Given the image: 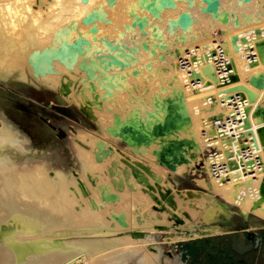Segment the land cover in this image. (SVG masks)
Segmentation results:
<instances>
[{
  "label": "bare ground",
  "instance_id": "obj_1",
  "mask_svg": "<svg viewBox=\"0 0 264 264\" xmlns=\"http://www.w3.org/2000/svg\"><path fill=\"white\" fill-rule=\"evenodd\" d=\"M57 1L54 5L58 4ZM204 1L210 16L208 24L222 27L221 32L215 33L217 39H210L209 30L194 39L191 33L194 23L184 14V19L179 20L176 25L178 33L175 35V43L171 42L172 44L167 43L163 31L164 26L173 28V24H176L173 21L177 18L165 13L163 16L162 3H157L155 7L148 0H85L84 7L79 5L80 14L88 22L85 28L79 26L86 29L84 41L78 39L81 30H76L77 34L80 33L75 34L76 39L84 42L86 52L79 48L85 53L81 56L83 63H80L76 74V71L72 73L75 75L73 79L78 78L79 83L82 80L83 82L78 88L73 83V91L69 89L66 94L69 92L74 95L78 105L91 118L98 120L109 134L108 137L115 142L123 140L127 143L128 149L125 151L129 156H134L135 161L134 158L131 161L129 157L121 159L122 155L117 153L111 156L105 146L106 141L96 140L95 135L92 137L95 141L93 143L89 138L91 134L86 133V139L92 141L88 142L91 143L89 146L94 144L91 147L95 148V143L99 141V147L95 149L96 153L93 148V152L79 151V155L80 152L85 155L89 170L75 183L63 178L57 181L39 173L27 172L26 175L17 166L8 164L4 158L0 159V264H182L180 255L169 253V256L164 257L160 243L152 247L148 244H153L151 241L156 240L155 235L162 233H167L168 243L201 234L208 236L222 233L223 229L218 221L220 217L227 218L230 213L212 194H218L236 204L245 214L252 213L264 218V167L257 170L252 179L240 177L231 183H221L210 175V180L198 179V185L204 190L178 189L173 187L174 180H168L164 187L161 186L165 176L163 169H167L169 174L179 175L188 169L195 170L198 162L204 159L209 173L215 156L207 152H210L211 147L221 150L225 146V142L221 143L219 139L222 135L212 126V121L225 116L227 110L222 108L221 101L227 100L234 93L244 96L245 110L249 115L248 134L250 140L254 141L253 145L259 149L264 164V0L260 11L256 8V13L254 8L251 10L248 3L250 0H229L224 8L220 7V0ZM26 4L24 0H0L1 33L8 26L4 21L6 18L15 27V22L20 17L22 20L23 17H29V25H39V32H43V25H50L47 20H51V17L46 19L43 16L45 19L40 20V12L33 13ZM133 7L132 14L127 18L128 22L126 19L122 20L123 15L127 17L124 11ZM228 9L238 14L235 20L227 17ZM25 10H31L32 14H26ZM119 11L120 17L118 15L114 19L113 16ZM111 14L114 19L111 20L118 22L114 25L115 22L111 21L109 26L107 21ZM57 15L61 17L58 13ZM81 18L78 19L83 20ZM28 27L24 30H30ZM38 27H35L36 30ZM68 27L72 28L69 25ZM22 30L18 29L17 32ZM23 34L22 36L25 35ZM83 35L81 34L82 37ZM65 37L63 39L68 38ZM197 40L201 43L203 41V49L192 44ZM218 43L223 44L231 62V72L236 76V79H231L225 85H220L214 74V50ZM66 45L69 46L68 41ZM78 45L80 44L74 47ZM189 45L190 51H195V57L190 55L192 53L185 54ZM66 47L63 48L69 51L65 52L61 48L60 52L70 56V48ZM69 47L72 48L71 44ZM245 47L249 49L247 56L253 52L255 59L243 57ZM2 50L0 49V54L3 53ZM60 52L57 50V53L61 54ZM65 53L62 54L63 58ZM179 53L193 61L196 75L203 81L201 88L194 89L189 85L186 87L187 75L178 67ZM8 55L6 53V58ZM22 55L18 57L22 58ZM11 56L14 57L13 54ZM69 56L66 55L65 58ZM13 59L10 58L12 61ZM12 61L6 60L10 63ZM122 95L125 98H121ZM87 132L91 133L90 130ZM1 134L3 131L0 129V136ZM12 137L15 138L13 135ZM80 137L84 140L83 135ZM148 150L153 151L159 159L157 161H160L156 167L157 172L149 169L150 165L148 167V163H145L147 160H144L146 158L141 159L140 155L147 152L150 154ZM137 158L144 160L143 163L140 164ZM89 174L98 181L95 187L91 183L93 179L88 177ZM153 205L156 211L152 209ZM127 206L137 211L129 212V208L126 213L123 209ZM164 209L169 213L164 212Z\"/></svg>",
  "mask_w": 264,
  "mask_h": 264
},
{
  "label": "rangeland",
  "instance_id": "obj_2",
  "mask_svg": "<svg viewBox=\"0 0 264 264\" xmlns=\"http://www.w3.org/2000/svg\"><path fill=\"white\" fill-rule=\"evenodd\" d=\"M58 1H57L58 4H56L58 6L57 7L56 5H54L56 3V0H27V1L24 0V2L27 3L26 5L31 7V10L33 13L34 12H40L41 13V14L38 13L40 18H41L40 20L45 19V18L50 19V17L52 18L49 21L47 20V22H49L51 26L49 24L43 25L44 27L42 26L41 31H43V32H39L40 31L39 30L40 28L38 27L39 25L38 26L36 25L34 27L33 26L31 27L29 25V20H31V18L29 19V17H26V19L23 17V20H22V17H20L19 21H17V22H19V23L21 22L20 23L21 25L19 23L15 22V27L10 24V20H7V18H6L7 21L4 20L6 23H8V26H6V29L9 28L11 30L5 29L3 31V33L0 32V36H1L0 37V49H3L2 50L3 53L0 54V59H1L0 60V127H1L0 129L3 131V134H1V136H0V159L4 158L8 164H13L14 166H17V168L22 170L24 173H26V175H27V172L36 173V174L39 173V174L48 175L51 178H55V179H57V181H60L61 180L60 178H63V180L66 179L70 183L72 181H73V183H75L76 180L80 179L79 178L80 176L83 177L86 174V172H88V170H89V168H88L89 165L86 162V159H84L85 155H83V153L87 152V150L93 152V150L91 148H93L94 150L95 149L97 150L99 147L98 142L100 140H102L103 142L106 141L104 143H105V146L108 147V149H109L108 152H110L111 156H113L114 153H117V154L122 155V156H120L121 159L123 157L124 158L129 157L131 161H133V158L135 161V157L129 156L127 151H125L128 149L127 143L123 142V140H118L115 142V140L113 138H110V136L108 137L107 135H109V134L98 123V120H94L93 118H91L88 114H86V112L83 110V108L78 105V102H76L74 95L72 93L69 94V92L67 93L68 95L66 94L67 90L71 89L74 84L78 88L79 85L82 84V82H83V80H82L79 83L77 80H80V79H78V78L73 79V78H75V75H73L72 72L76 71L75 72V74H76L77 69L81 65L80 63H83L81 56L85 53L84 52L82 53V50H79V48L83 49V50L85 49L84 42L82 43V41H84L83 39H85V36H86V32H85L86 29L84 30V28H85V26H87L88 22H87L86 18L83 17L84 15L80 14V12H81L80 6L84 7V1L85 0L84 1L83 0H81V1L67 0L69 3L66 2V0H61V1L58 0ZM62 1H63V4H62ZM82 1H83V3H82ZM133 1H135V0H133ZM142 1H145V0H142ZM148 1L149 2L152 1V4L153 5L155 4V7H157L156 6L157 3H158V5H160L162 3L164 5V7L162 6V8H161V9H163V10H161L162 11L161 13L163 16L166 14L167 16L171 15V16H175L177 18L173 21V22H176V24L174 23L175 27H174V24H173V28H170L169 25L168 26L166 25L167 27L164 26L163 36H164V38L166 37L167 43H169V44L175 43V40H176L175 35L178 33L177 32L178 29L176 28V25H177V23H179V20L182 21L184 19L183 18L184 16H182L184 14L188 15V17L190 18L189 21H192L194 23L193 28H191V31H193V32L190 31L192 33V35H193L192 37H194V39H198V37L200 35L206 34L208 30L210 32V35H209L210 39L211 40L217 39L218 36H215L214 32L217 33V32L222 31L221 30L222 27L217 28V27H214L213 24H208V20L210 19V16L207 14V11H208L207 10V4L205 3L204 0H166V1L165 0L164 1L163 0H148ZM228 3H229V0H220L219 1L221 8H224V5H228ZM248 3H250V5H251L250 6L251 10H252V8H254L253 10L255 13H256V11H255L256 8H258L257 11H260V9H261L260 6L262 4V0H250ZM148 4H150V3H148ZM62 5L64 7H61ZM244 5L246 6V4H244ZM66 8H67V10H66ZM133 9H134V7L131 9L128 8L127 11L125 10L124 12L127 15V17L125 15H123L122 20L126 19L125 21L128 22L127 18L129 17V15L132 14ZM31 10H25L24 12H26V14H28V13L32 14ZM34 10H36V11H34ZM59 10L61 12H59ZM128 10H131V11H128ZM230 10H232V9L227 10V12H228L227 17L230 18L231 20H235L237 18L238 14L236 12H233ZM68 11H69V14L70 13H72V14L69 15ZM63 12H65V13H63ZM57 13L59 14V16H61L60 18L58 17ZM120 13H121V11H119V13L115 14L114 16H113V14H111L110 18H108L109 21H107L109 26H111L110 24H111L112 20H114L115 18H118L117 17L118 15L120 17ZM122 13H123V11H122ZM137 13H139V11H137ZM20 14H22V13H20ZM180 15H181V17H180ZM80 16L83 18V20L78 19V18H81ZM112 16L114 17V19H112L113 18ZM57 18H58V20H57ZM74 18L77 22L80 21V22H78L79 25L76 24L77 22L74 20ZM69 19H71L72 21H69ZM50 21H52V22H50ZM68 22H69V24H68ZM114 22L115 21H112V23H114ZM117 22H115L114 25H116ZM126 22H124V23H126ZM81 23L85 24V25L82 26ZM124 23H122V24H124ZM17 24H18V26H17ZM74 24H75V26H74ZM68 25L71 26L72 28L68 27ZM28 26H30L32 28L33 32H35L36 35H35V33L32 32L31 28ZM65 26L68 28H66ZM79 26L84 27V28H80ZM26 27H28L31 30V32H30V30H28L30 32V34L27 31V29L24 30V28H26ZM35 27H38V29L36 30ZM74 28H76V29H74ZM78 28H80V29H78ZM18 29L19 30L23 29L24 32L22 30L21 32L19 31V33H18L17 32ZM66 29H68L69 31ZM263 29H264V25H263ZM76 30L77 31L81 30L80 32L82 35L85 33L83 35L84 37H82L81 34H79L80 32H78V34H79L78 35L76 33L77 32ZM7 31H8V33H7ZM36 31L38 32V35H37ZM57 31H59V32L57 33ZM26 32H28V33H26ZM60 32L62 35L60 34ZM65 32H67V34H65ZM164 32H166V33H164ZM70 33H72V35H70ZM75 33L78 35V39H82V41L76 39L77 35ZM22 34L24 36H22ZM62 36L63 37L66 36V37L70 38V40L68 38L63 39ZM73 37H75V38H73ZM6 38H7V40H6ZM72 38H73V42L71 41ZM167 38L170 40L168 41ZM67 41H68V45L70 46V44H71L73 49L69 46L66 47ZM78 41L79 42L81 41V42L78 43ZM6 42H7V44H6ZM197 42H200V43H197ZM15 43L17 45H18V43H20V45L17 46ZM21 43L23 45H21ZM72 43L74 45H76V44H80V45L74 47V45H72ZM81 43H82V45H81ZM202 43H203V41H202ZM202 43L200 40L199 41L197 40V41L193 42L192 44L196 45L195 47H201V49H203ZM5 46H6V48H5ZM61 46L66 47V48H70V52H71L70 56L67 53H65V52H67V50L69 51V49H65ZM81 46L84 48H82ZM190 46L191 45L186 47L185 54H186V52L188 55H189V53H192L193 55L192 54H190V55L192 57L193 56L195 57V55H194L195 51H194V53L191 52L189 49ZM11 47H13V48H11ZM61 48H62V50L64 49L65 52H60ZM57 50H59V52L61 54L57 53ZM247 51H249V49L247 47H245L244 51L242 53L243 57L247 56V53H246ZM36 52H38V53H36ZM43 52H45V53L47 52V54H45ZM78 52L80 53L79 55H78ZM4 53H5V55H6V53H7V55L9 54L8 58H6V56L3 55ZM15 53H17V54H15ZM63 53H65L64 58L62 55ZM73 53H75V54H73ZM11 54H13L16 59L20 58V59H18L19 61L17 60L18 62L16 61L14 63V61L16 59L13 56H11ZM21 54H23L22 58L18 57V55H21ZM33 54H36L38 57L33 55ZM40 54H42V56ZM55 54L60 55L61 57L59 58V56L57 57ZM185 54L179 53L178 58L185 57L184 56ZM66 55L69 57L65 58ZM75 55H76V57H74ZM39 56H41L42 59ZM48 56H50L51 58ZM46 57L49 59L47 60ZM79 57H80V59H78ZM10 58L11 59L14 58L13 61L10 60ZM39 58H40V60H38ZM70 58L75 59V60L73 61ZM2 59H4V61ZM6 60L12 61V62L11 63L6 62ZM63 60H65V61L63 62ZM69 60H71L70 61L71 63L69 62ZM16 63H18V64H16ZM35 63H36V65H34ZM9 64H11V65H9ZM42 64H43V66H42ZM40 65H41V67H40ZM48 65L50 67L52 66L51 69ZM35 66H37L38 68ZM75 66H77V68H75ZM67 67H69V68H67ZM81 70L84 71L83 69H81ZM67 71H68V73H67ZM45 72H47V74ZM42 73H43V75H42ZM71 80H75V81L72 82ZM67 83H69V85ZM65 84L67 85L66 88H65V86H66ZM69 86H70V88H69ZM186 87H189L188 84L186 85ZM64 88H65V90H64ZM75 93H76V91H75ZM161 94H162V92H160V96H161ZM214 94H216V91L214 92ZM121 98H125L124 95H122ZM215 100H216V98H215ZM212 126H213V123H212ZM248 126L249 125H247V127ZM4 130H6V131H4ZM87 130H90L91 133L87 132ZM7 132H9V133H7ZM82 132H83V134H82ZM85 133L92 135V136L88 135L91 140H92V137H94L95 135L97 136V137H94L95 139L97 138L96 140H99L98 142L96 141L97 143H95V148L91 147L94 144L89 146L91 143H88V142L93 141V143H94L95 141L94 140L91 141L89 138L86 139L87 135L85 136L84 135ZM9 135H11V137ZM12 135L15 136V138L12 137ZM80 135H83V137L85 136L84 140L86 139V140H90V141L85 142L86 140L85 141L82 140V138H81L82 136L80 137ZM6 139H7V142H6ZM219 139H220L221 143L225 142V146L223 145V147H226L228 145L227 140H225L222 137H220ZM15 140H16V142H14ZM19 141H22V142H19ZM9 142H11V143H9ZM13 142L15 143V145ZM17 144L19 146H17ZM80 146H82V148ZM24 147H25V150H24ZM113 148H115V150ZM215 148L217 149V147H211L210 152H207V154L209 153L211 155L212 152H214ZM80 149H83V150H80ZM96 150H95V153H96ZM79 151H81L83 153L80 152V155H79ZM111 151H113V153ZM148 151H150V150H148ZM135 152L136 151H134V153ZM147 153H144L145 154V155L143 154L144 156L140 155L141 159L146 158L144 160H147L145 163L146 164L148 163L147 164L148 167L150 165L149 169H151L152 172H153V170L156 171V167L159 164L158 162H160V161H157L159 159L156 156V154L153 153V151L152 152L150 151V154L151 155L153 154V157L149 153L148 154ZM1 154H4V155L6 154V155L4 156ZM81 156L83 157V159H80ZM26 157H28L29 159H26ZM155 157L157 159H155ZM203 157H204V155H203ZM147 158H150V159H147ZM141 159H138L140 164H142L144 161V160L142 161ZM81 160H84V161H81ZM148 160H150V161H148ZM153 160H155L156 162H154ZM85 163H87V164H85ZM133 163H135V162H133ZM38 167H40V168H38ZM35 170H36V172H35ZM162 171L165 174L164 181H163L164 184L162 183V185H161L162 187H164L165 184L168 183V180H171V181L174 180L175 183L173 184V187H176L178 189H184V188L203 189L202 187H200L198 185V183H199L198 179L210 180L208 170L206 169L205 164H204V159H201L198 162L197 168H195V170L194 169H188L179 175L169 174L168 173L169 171L167 169H163ZM167 173H168V175H167ZM82 174H84V175H82ZM90 176H91V174H89L88 177L90 178V180L93 179V180H91L92 181L91 183L95 187L97 185L98 181L96 180V177L93 178ZM87 194H88V192L86 193V195ZM212 195L215 197V199L218 201V203H220V205L230 213L227 218H226V216L224 218L220 217L218 223H219V225L222 226V229L225 230L226 225H227V227H230L229 229H233L236 226V223L240 222L241 216L247 215L243 211H241L240 207H238L236 204L223 199L218 194H212ZM127 207H125L123 210L126 211V210L131 209L129 212L135 210V208H130L129 206H127ZM109 209L110 208H106V210H109ZM152 209L154 211L157 210L155 208V206ZM139 210L140 209L138 208V211ZM135 211H137V209ZM165 211H167V210L164 209V212ZM167 212L169 213V211H167ZM126 213H127V211H126ZM126 213H124V214H126ZM126 215L128 216V214H126ZM251 215H254V214H251ZM129 219L130 218L128 217V220ZM249 221L256 222V219L253 217H250ZM230 225H232V226H230ZM129 231L127 233H129ZM179 231H181V229L178 230V232ZM166 236H167V233L166 234H164V233L156 234L155 235L156 240L151 241V243L152 242H154V243L148 244L149 247H152V246H156V245H158V243H160V245L162 246V249H163L164 257L169 256V253L181 255V253L185 247L190 245L192 242H195L196 240L202 239L204 236H207V235L201 234V235H198L194 238H187L186 240L176 241L173 243H168L166 240ZM208 236H213V235H208ZM163 239L165 242L163 241ZM155 242H157V243H155ZM162 242H164V243H162ZM164 257H163V259H164Z\"/></svg>",
  "mask_w": 264,
  "mask_h": 264
},
{
  "label": "built area",
  "instance_id": "obj_3",
  "mask_svg": "<svg viewBox=\"0 0 264 264\" xmlns=\"http://www.w3.org/2000/svg\"><path fill=\"white\" fill-rule=\"evenodd\" d=\"M253 52L249 53V60L255 59ZM214 74L220 85L228 83L235 75L231 73V62L222 43H218L214 50ZM178 67L187 75V84L194 88H201L203 81L197 77L193 61L189 57H181ZM222 108L227 110L225 116L215 118L213 126L227 140V148L216 149L210 165L209 175L221 183H231L236 178L252 179L257 170L264 167L260 151L250 140L247 129L249 115L245 110V99L241 93L231 94L227 100L221 101Z\"/></svg>",
  "mask_w": 264,
  "mask_h": 264
},
{
  "label": "flooded vegetation",
  "instance_id": "obj_4",
  "mask_svg": "<svg viewBox=\"0 0 264 264\" xmlns=\"http://www.w3.org/2000/svg\"><path fill=\"white\" fill-rule=\"evenodd\" d=\"M225 228L221 235L204 236L185 247L180 255L182 264H264V222L256 231L231 232L230 227L226 225ZM245 232H249L250 235H246ZM235 234H238L239 242L245 243L236 245L237 251L233 249L231 243Z\"/></svg>",
  "mask_w": 264,
  "mask_h": 264
},
{
  "label": "crops",
  "instance_id": "obj_5",
  "mask_svg": "<svg viewBox=\"0 0 264 264\" xmlns=\"http://www.w3.org/2000/svg\"><path fill=\"white\" fill-rule=\"evenodd\" d=\"M215 33L216 32H214V35H215ZM251 214L252 213H249L245 216H241L240 222L236 223V226L231 230V232L234 230H251V231L258 230L260 228L262 222H264V218H261L257 215H251ZM250 217L255 218L256 222L249 221ZM219 235H221V234H219ZM215 236H218V235H215Z\"/></svg>",
  "mask_w": 264,
  "mask_h": 264
},
{
  "label": "water",
  "instance_id": "obj_6",
  "mask_svg": "<svg viewBox=\"0 0 264 264\" xmlns=\"http://www.w3.org/2000/svg\"><path fill=\"white\" fill-rule=\"evenodd\" d=\"M232 79H236V76H234ZM256 118H257V117H256ZM259 119H260V118H258L257 120L260 121ZM261 120H262V119H261ZM245 234H246V235H250L249 232H245ZM246 235H245V236H246ZM237 238H238V234H235V235L232 236V239H231L232 247H233V249H234L235 251H237V250H236V245H245V243H243V242H242V243L239 242ZM255 251H257V250L255 249Z\"/></svg>",
  "mask_w": 264,
  "mask_h": 264
}]
</instances>
